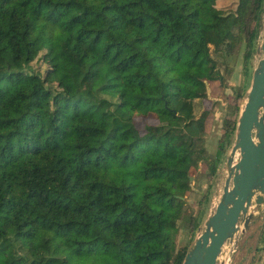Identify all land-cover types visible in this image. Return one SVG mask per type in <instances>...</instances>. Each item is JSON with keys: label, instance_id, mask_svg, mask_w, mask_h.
<instances>
[{"label": "trees", "instance_id": "16d2710c", "mask_svg": "<svg viewBox=\"0 0 264 264\" xmlns=\"http://www.w3.org/2000/svg\"><path fill=\"white\" fill-rule=\"evenodd\" d=\"M263 1L0 0V264H182L244 92L212 157L210 84L242 47L249 77Z\"/></svg>", "mask_w": 264, "mask_h": 264}, {"label": "water", "instance_id": "95a60500", "mask_svg": "<svg viewBox=\"0 0 264 264\" xmlns=\"http://www.w3.org/2000/svg\"><path fill=\"white\" fill-rule=\"evenodd\" d=\"M253 55L256 63L240 100L222 186L216 189L182 264H234L240 237L254 218L260 216L264 225V1Z\"/></svg>", "mask_w": 264, "mask_h": 264}, {"label": "rangeland", "instance_id": "374dc122", "mask_svg": "<svg viewBox=\"0 0 264 264\" xmlns=\"http://www.w3.org/2000/svg\"><path fill=\"white\" fill-rule=\"evenodd\" d=\"M242 55L243 47L239 53V56L235 58L234 56L225 57L224 61L220 62V70L224 74L225 86L222 87L218 84H210V99L213 101L214 116L212 119V126L209 128V132L206 137V147L210 155L213 157L216 150L217 141L220 138V129L223 120L226 116L232 113V101L234 91L243 88L245 91L249 86L250 75L252 72V67L256 63V58L253 55L249 61L248 65V76L245 79L242 75ZM193 112L198 114L203 104H193ZM234 135L228 139L227 146L225 145L224 151L222 153L220 163L217 166L216 172L213 176H209V171L206 165L200 164L194 177L193 190L187 194V202L195 215L200 210L201 221L198 226L194 229V233L197 231L198 227L202 225L203 218L206 216L210 206L211 199L215 195L216 189L221 188L223 183L224 174L222 171L223 163L225 161L227 152L229 151L233 143ZM206 196V198H205ZM205 199V200H204ZM188 224H184L180 230L179 244H183L188 241ZM264 231L263 221L260 216L254 218L250 229L244 233L239 240L238 247H240L233 255L234 264H263L264 258V248H262V241L260 240ZM191 242V241H190Z\"/></svg>", "mask_w": 264, "mask_h": 264}]
</instances>
